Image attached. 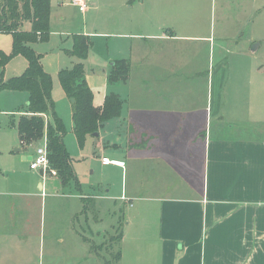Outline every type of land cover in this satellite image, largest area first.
<instances>
[{
	"label": "crops",
	"instance_id": "0c3cea01",
	"mask_svg": "<svg viewBox=\"0 0 264 264\" xmlns=\"http://www.w3.org/2000/svg\"><path fill=\"white\" fill-rule=\"evenodd\" d=\"M172 1L111 0L106 10L121 13L115 21L104 15L91 31L74 34L90 39L88 55L91 38L122 37L116 58L109 57L104 65L86 60L84 66L85 74L97 73L104 81L96 89L86 75L94 107L100 109L109 93L122 100L120 118L88 137L101 168L112 167L121 178L118 264H264V126L250 125L249 119L248 127H237L241 120L223 125L215 62L197 67L202 54L198 49L186 61L182 43H210L213 57L224 48L191 35L192 25L183 16L174 22ZM83 2L86 8L78 10L79 18L91 5ZM116 60L129 62V77L108 86L107 75ZM202 72L203 92L192 95L190 82ZM58 84L56 90L70 101ZM15 93L18 103L8 113L11 125L28 102L27 93ZM37 144L22 147L17 135L14 152L29 162ZM102 158L117 164L103 165ZM31 172L40 193L28 182L21 192L0 195V264H105L78 231L89 213L95 220L100 217L96 198L102 188L96 194L78 182L64 187L57 176ZM75 198L80 206L73 208L70 200ZM33 226L36 233L30 236L26 231ZM16 228L20 233H13ZM85 228L94 230L88 224Z\"/></svg>",
	"mask_w": 264,
	"mask_h": 264
},
{
	"label": "rangeland",
	"instance_id": "374dc122",
	"mask_svg": "<svg viewBox=\"0 0 264 264\" xmlns=\"http://www.w3.org/2000/svg\"><path fill=\"white\" fill-rule=\"evenodd\" d=\"M227 1H172L174 22L178 20L179 16H183L192 25L191 35L210 38L211 41L214 40L216 44L224 48L222 54L217 53L213 57L210 43L185 42L182 43L184 59L188 61V58L191 57L190 54L198 49L202 54L199 59H196L197 67L214 60L213 78L216 83V93L218 92L222 98L221 115H223L224 126L231 125L229 123L238 124L240 120V125L237 127H248L253 122L264 126V0ZM87 2L91 5L93 3V5L87 7V13L83 18H79L78 9L71 4L70 0H50V35L47 40L33 43L31 47L36 54L41 56L43 69L52 78L54 110L65 127L63 144L70 158L73 177L83 190H91L97 194V191L102 188L100 195L108 197L101 198L100 195H97L96 207L100 217L97 216L95 220L92 213H89L88 222L81 221L83 224L80 223L78 231L89 240L91 251L101 256L105 264H115L123 221V214H119L118 211L120 203L118 198L122 193L120 174L112 167L108 170L101 168L100 159L93 154L92 139L87 137L88 139L86 138L82 145L78 144L72 132L70 101L65 100L61 91L56 90L55 85V82L59 83L58 73L62 69L69 68L72 62L76 61L75 58L68 55V52L73 49L74 34L91 31L94 29L93 24L104 15L112 16V20L115 21L116 17L121 14L106 10L111 0H87ZM94 5L97 6V10H94ZM1 6L2 0H0V18ZM97 15L100 16L97 17ZM83 24H87V27H83ZM107 25L113 26L109 21ZM28 29L29 27L26 26V30ZM95 30L98 33L103 31L100 27H95ZM105 31H109V28H106ZM118 33L122 34L120 31ZM91 40L93 50L89 53L87 60L89 63L98 65H104L109 57L116 58L117 49L122 46L120 35L110 34L107 37L103 36L96 40L91 38ZM12 42L10 33L0 31V51L8 58L4 69L0 71V79L3 78L4 81L22 75L27 67L24 56L13 55ZM86 75L90 76V83L96 84V89L103 86V77L99 74L90 75L87 73ZM199 77L200 79L190 82L194 83L190 88L192 95L203 92V72L199 74ZM197 82L199 85L195 84ZM17 103L15 91L0 92L1 196L23 191L28 182L32 191L40 193L38 184L34 185L33 183L35 177H33V172L29 171V162L23 161L21 155L14 152L17 143L16 128L12 127L9 122L11 116L8 115ZM248 119L250 125H245ZM37 143L33 147V151L41 146L42 139ZM34 173L39 174L40 172L35 171ZM73 188L75 189V187ZM70 201L73 208L75 205L76 207L80 206L79 198ZM120 216L122 218L119 220ZM97 220H101V222H97ZM117 221H119V225ZM87 224L94 230L88 231L85 228ZM110 225L114 226L107 231L101 233L95 231V228L103 229ZM118 226H120L119 231ZM34 230L35 226L26 233L34 236L36 233ZM13 233L18 234L20 231L16 228Z\"/></svg>",
	"mask_w": 264,
	"mask_h": 264
},
{
	"label": "trees",
	"instance_id": "16d2710c",
	"mask_svg": "<svg viewBox=\"0 0 264 264\" xmlns=\"http://www.w3.org/2000/svg\"><path fill=\"white\" fill-rule=\"evenodd\" d=\"M50 0H2L0 31L10 33L13 39V55H22L27 67L24 73L8 81L0 79L1 91H20L28 94L27 105L12 126L16 128L22 147H29L44 139L50 167L56 171L59 183L66 187L77 184L73 177L70 158L63 138L65 127L56 115L51 98L52 78L43 70L41 56L31 45L45 41L50 35ZM29 25V29L24 27ZM73 49L68 55L76 59L70 68L58 73V80L68 99H72L71 115L73 134L79 145L108 122L120 118L122 100L113 93L106 95L100 109L93 105V93L87 85L85 61L91 41L84 35L73 37ZM8 58L0 51V71ZM130 64L126 60L113 61L107 75V85L125 82L129 77ZM121 234L119 235V238ZM120 261V253L115 264Z\"/></svg>",
	"mask_w": 264,
	"mask_h": 264
},
{
	"label": "built area",
	"instance_id": "2783aa9c",
	"mask_svg": "<svg viewBox=\"0 0 264 264\" xmlns=\"http://www.w3.org/2000/svg\"><path fill=\"white\" fill-rule=\"evenodd\" d=\"M71 1H72V4L77 6L80 12L85 11L86 5H85V2H83V0H71ZM101 163L103 165L117 164L113 161H110L107 158H102ZM29 170L34 171V172L39 171L43 177L49 176V177L54 178L57 176L56 171L50 167L45 143L39 146L34 151V154L29 161Z\"/></svg>",
	"mask_w": 264,
	"mask_h": 264
},
{
	"label": "water",
	"instance_id": "95a60500",
	"mask_svg": "<svg viewBox=\"0 0 264 264\" xmlns=\"http://www.w3.org/2000/svg\"><path fill=\"white\" fill-rule=\"evenodd\" d=\"M70 102H73V100L72 99H70ZM98 134L97 133H95V134H93V136H97ZM16 152H20V149H17V150H15Z\"/></svg>",
	"mask_w": 264,
	"mask_h": 264
}]
</instances>
